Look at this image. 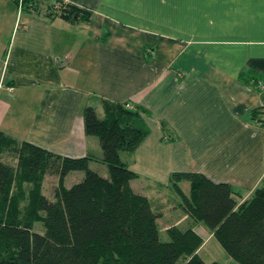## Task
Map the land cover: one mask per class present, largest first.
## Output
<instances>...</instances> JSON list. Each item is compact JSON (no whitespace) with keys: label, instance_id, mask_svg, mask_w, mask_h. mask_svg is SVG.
<instances>
[{"label":"crops","instance_id":"obj_1","mask_svg":"<svg viewBox=\"0 0 264 264\" xmlns=\"http://www.w3.org/2000/svg\"><path fill=\"white\" fill-rule=\"evenodd\" d=\"M57 2L89 11V21L48 16ZM254 80L264 83V0H40L36 10L0 0V131L62 157H90L89 169L107 178L83 111L92 106L102 119L104 103L127 104L147 130L119 153L137 175L130 187L158 225L178 214L164 231L191 228L202 245L214 237L183 212L170 175L227 184L239 204L264 186V92ZM49 176L58 181L46 174L44 182ZM181 189L187 195L188 182Z\"/></svg>","mask_w":264,"mask_h":264},{"label":"trees","instance_id":"obj_2","mask_svg":"<svg viewBox=\"0 0 264 264\" xmlns=\"http://www.w3.org/2000/svg\"><path fill=\"white\" fill-rule=\"evenodd\" d=\"M14 1L25 10H36L40 2ZM57 5L48 16L72 24L90 19L85 9ZM104 112L100 119L87 106L83 125L85 135L100 143L107 178L89 169L90 157H62L0 131V264H206L197 253L202 239L191 228L172 226L168 240H160L158 214L130 187L137 175L119 153L133 151L147 135L138 111L104 103ZM78 171L82 180L66 188L64 178ZM46 174L58 177L54 201L42 193ZM169 181L183 212L208 229L232 260L264 264V186L239 204L229 185L201 174L172 173ZM182 182H188L187 195ZM36 223L43 234L33 231Z\"/></svg>","mask_w":264,"mask_h":264},{"label":"rangeland","instance_id":"obj_3","mask_svg":"<svg viewBox=\"0 0 264 264\" xmlns=\"http://www.w3.org/2000/svg\"><path fill=\"white\" fill-rule=\"evenodd\" d=\"M99 114H101V113H99ZM100 170H102V169H100ZM75 173H78L80 175V172H75ZM78 174H73V175L69 176V178H67V180L65 181V186L68 188L71 187L74 180H75V178H74L75 175H78ZM79 180L76 182L78 183ZM57 182L58 181L56 179H54L53 177L50 178V176L47 177L46 182H44L42 193L50 201H54V195L52 192L55 191V189H56L55 187H57L56 186ZM183 189H184V192L187 193V190H188L187 183H184ZM176 199L178 201H180L179 197H176ZM176 216H178V214H172V213L168 212L161 219V221L158 225V233H159V238L162 242H166L168 240L167 235H166V231H164L165 224L169 221V219H171V218L174 219ZM180 228L186 229L185 227H180ZM33 231L37 232L39 234H43L44 233V227L41 223H36L34 225ZM203 240H204V243L201 246V248L199 249L198 254L206 264H209L212 262H217L219 264H238L226 254V252L222 249V247L218 244V242L214 238H209L207 240L205 238H203Z\"/></svg>","mask_w":264,"mask_h":264},{"label":"built area","instance_id":"obj_4","mask_svg":"<svg viewBox=\"0 0 264 264\" xmlns=\"http://www.w3.org/2000/svg\"><path fill=\"white\" fill-rule=\"evenodd\" d=\"M254 88L258 91H262L264 92V83L262 81H258L254 83ZM128 109H130V107L128 105H126Z\"/></svg>","mask_w":264,"mask_h":264}]
</instances>
